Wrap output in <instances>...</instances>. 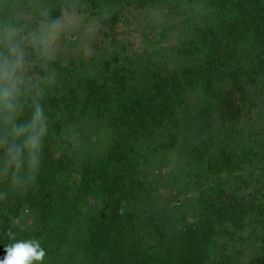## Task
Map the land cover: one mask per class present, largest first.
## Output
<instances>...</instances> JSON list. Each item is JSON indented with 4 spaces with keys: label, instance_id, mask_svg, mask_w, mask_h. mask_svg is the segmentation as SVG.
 I'll return each mask as SVG.
<instances>
[{
    "label": "rangeland",
    "instance_id": "rangeland-1",
    "mask_svg": "<svg viewBox=\"0 0 264 264\" xmlns=\"http://www.w3.org/2000/svg\"><path fill=\"white\" fill-rule=\"evenodd\" d=\"M183 1L139 6L120 0H14L2 26L23 22L24 33H31L46 24L41 19L50 10L57 11L47 23L60 24L54 59L41 64L43 77L32 82L30 90L44 84L45 92L61 99L62 112L78 111L62 124L56 151L69 149L74 158L93 163L92 170L126 165L133 192L127 194L124 221L134 226V238L160 254L178 247L189 226L207 225L215 233L207 246L211 259L223 257L220 264H264V214L249 216L230 237V200L264 205V95H254L258 91L250 88L248 95H232L233 104L241 106L233 117L227 103L221 106L213 94L217 88L229 90L230 84L214 83L210 90L196 84L177 89L167 114L157 116L166 106L154 92L170 82L173 70L184 61L178 53L189 22L205 13L189 11ZM82 81L88 100L80 110L67 97ZM143 92L156 98L151 106L155 118L144 123L148 131L120 137V128L138 122L117 119V114L123 112L124 101H134ZM224 96L230 97V91ZM112 158L118 162L110 163ZM66 193L78 214L77 225L68 219L62 226L67 225L72 244L61 242L67 239L61 229L49 236L39 233L36 212L26 205L8 217L12 229L40 241L46 253L42 264L91 263L80 241L84 225L105 208V200L95 188L81 196L71 185ZM14 242L0 249V260Z\"/></svg>",
    "mask_w": 264,
    "mask_h": 264
},
{
    "label": "trees",
    "instance_id": "trees-1",
    "mask_svg": "<svg viewBox=\"0 0 264 264\" xmlns=\"http://www.w3.org/2000/svg\"><path fill=\"white\" fill-rule=\"evenodd\" d=\"M13 1L0 0V27L4 24L6 13L9 12ZM120 1L123 5L129 2L141 6L146 2L156 3L160 0ZM182 3L186 4L189 11L199 10L205 13L202 18L198 16L189 22L190 29L185 32L187 35L180 44L178 53L184 61H180L179 68L173 70L175 74L170 78V82L154 92V96L159 97V104L166 106L157 116L160 118L167 114L168 104L176 96L177 89H191L196 84H201L210 90L214 83L227 82L230 84L229 90L220 86L213 94L215 99L220 100L221 106L227 103L226 108L230 107V116L234 117V113L241 110V106L233 104L232 95H248L251 92L246 91L247 88H250L249 91H258L252 92L254 95H264V0H185ZM56 15L57 11L52 9L41 22H52ZM8 24L13 23L9 21ZM16 27L26 32L27 27L23 26V22H18ZM26 59L31 65L28 73L31 81H38L39 77H43L40 68L44 62L39 61L30 49L26 50ZM83 83L84 81L76 85L70 92L71 96L67 97L75 101L74 106L80 107V110L86 107L88 100ZM37 89L41 92L38 97ZM37 89H31L26 94L20 119V122L30 119L33 98L38 99L47 118L48 130L43 140L37 179L25 188L12 187L8 182L0 183V249L12 241L31 239L29 234L12 229L8 225L9 215L25 205L36 212L39 233L49 236L56 228L61 229L60 234L63 233L67 237L61 242L72 244L73 239L68 237L69 229L66 235L67 225L62 226L68 219L77 225L75 218L78 214L74 213L73 207L69 205L66 193L73 185L81 196L95 188L105 200L102 203L105 208L100 209L88 224L84 225L85 237L80 241L82 250L92 259L90 264H220V261H223V257L214 256L211 259L208 255L207 246L215 236L212 226H189L183 234V242L178 247L160 254L149 251L151 247L147 246V243L134 238V226L129 223L127 225L124 221L127 213L124 207L127 194L133 192L131 178L125 171L126 165L124 168L121 165H110L108 168L99 165L92 170L95 166L93 163L86 159L74 158L68 154L69 149L56 151L55 145L60 143L56 137L60 136L62 124L68 122L74 113L78 114V111L73 108L62 112L60 98L57 99L50 91L45 92L44 84ZM229 91L230 97L224 96ZM96 93L101 95L99 89H96ZM154 99L156 98L148 97L143 92L134 101H124L123 112L117 114V119H124L126 122L132 119L138 124L124 127V131L120 128L117 131L120 137L125 138L127 133L131 137L137 136L148 131L144 123L156 116V113L151 112ZM133 107L140 109V112L133 113ZM111 162L118 161L112 158ZM74 177L77 181L72 183ZM232 196L234 197L233 194ZM262 214V204L246 205L241 204L237 198L230 200V237L243 227L249 216L255 218ZM78 248L81 247L77 246Z\"/></svg>",
    "mask_w": 264,
    "mask_h": 264
},
{
    "label": "clouds",
    "instance_id": "clouds-1",
    "mask_svg": "<svg viewBox=\"0 0 264 264\" xmlns=\"http://www.w3.org/2000/svg\"><path fill=\"white\" fill-rule=\"evenodd\" d=\"M59 27L58 21L42 24L28 34L14 25L0 27V183L8 182L15 188L35 183L48 130L47 118L35 97L30 119L20 122L26 94L32 87L26 50L30 49L39 61L53 60ZM5 253L0 264H42L46 255L36 239L11 243Z\"/></svg>",
    "mask_w": 264,
    "mask_h": 264
}]
</instances>
